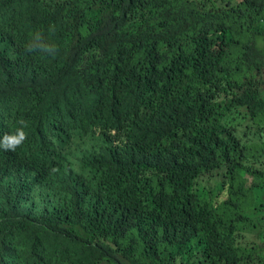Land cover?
<instances>
[{
  "label": "trees",
  "instance_id": "trees-1",
  "mask_svg": "<svg viewBox=\"0 0 264 264\" xmlns=\"http://www.w3.org/2000/svg\"><path fill=\"white\" fill-rule=\"evenodd\" d=\"M0 264H264V0H0Z\"/></svg>",
  "mask_w": 264,
  "mask_h": 264
},
{
  "label": "clouds",
  "instance_id": "clouds-1",
  "mask_svg": "<svg viewBox=\"0 0 264 264\" xmlns=\"http://www.w3.org/2000/svg\"><path fill=\"white\" fill-rule=\"evenodd\" d=\"M21 138H23V137H21Z\"/></svg>",
  "mask_w": 264,
  "mask_h": 264
}]
</instances>
